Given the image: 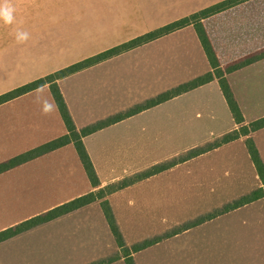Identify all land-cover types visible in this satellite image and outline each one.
<instances>
[{
    "label": "crops",
    "instance_id": "obj_1",
    "mask_svg": "<svg viewBox=\"0 0 264 264\" xmlns=\"http://www.w3.org/2000/svg\"><path fill=\"white\" fill-rule=\"evenodd\" d=\"M59 1L71 0H10L15 8V22L11 25L0 22V96L226 0H72V9L51 7ZM202 25L220 65L226 66L264 49V0H248L240 3L204 19ZM17 30L26 31L29 34L28 39L18 42L16 39ZM233 46H240L243 51L232 53ZM137 49L111 57L58 81V87L77 129H82L91 121L103 119L108 114L123 111L125 103L120 98L124 95L128 82L133 79L129 75L139 74L145 80H154L158 73L176 71V74H181L182 72H178L181 70L179 68L176 70L174 67L187 62L195 68L191 73L192 78L203 76L211 71L192 25L141 45ZM256 49L261 50L255 51ZM137 51H143V56L131 57ZM130 65L133 67H129ZM262 67H264V59L226 76L243 115L244 124H249L250 121L244 117L241 88L236 83L235 77L248 71H260ZM143 75H147V77ZM263 77L261 74H255L251 81L255 85L260 84ZM170 88V86L166 87L165 91ZM197 96H211L216 100V102L205 100L202 102V110L195 112V119H201V127L203 123L211 124L222 113L228 117L227 127L220 132L212 131L211 138H218L238 129L239 126L232 118L218 82L213 80L186 94L165 101L161 105H156L150 110L135 116L132 115L84 137L82 143L94 167L100 187L116 183L125 176L158 162L153 158L150 163L130 170H128V166L124 165L125 161L130 160V154L138 159V163L142 161L145 153H148L146 143H152L155 146L162 140L175 139V144H177L179 140L197 135L192 132L196 127H191L194 125L190 119L193 112L180 111V106L175 110L177 115L167 118L164 122L143 120L148 114L153 116L169 105L175 107L177 102ZM53 100L49 87L43 86L0 105V164L66 135V127L57 108L49 115H43L41 112L44 102L51 103ZM184 112L188 114H184ZM87 113L100 115L97 119L90 121ZM167 128L168 130L163 131ZM191 128L192 130L187 132ZM182 130L184 132L180 135L179 132ZM262 133H264V129L253 133L251 138L253 140L255 138L254 143L264 165V140H260V142L256 140L257 135H262ZM120 140H125L131 148L125 151L129 156L118 161L117 157L111 158L109 153H116L122 158L126 156L122 151ZM243 141L245 143L244 139H239L224 145L216 151L198 156L165 173L163 172V174L160 173L110 195L108 197L109 205L122 237V232L125 230L120 215H126V205L119 210L116 209L119 204H114V202L135 189L159 182L157 186L142 191L139 194L143 196L142 198H134L127 205L131 208L137 206L135 213L138 215L150 216L154 214L151 220L156 218L155 213L159 208L175 207L179 204V198L184 197L185 194H187L186 208L204 205L207 203L205 200L211 197L207 193H213L219 188V185L211 184L212 181L228 177L235 167L239 166L240 157L238 154L236 155L235 147L238 142ZM198 145L193 142L192 146L177 150L171 156L198 148L196 147ZM229 146L230 148H227ZM223 148L229 154L232 152L235 154L225 158L222 168L211 170V173L192 170V165ZM161 151V147L156 146L157 156ZM241 151L243 150L241 149ZM245 153L242 152L241 160L246 162L248 160L254 169L256 186L251 189L253 192L259 189L262 184L247 148ZM184 166H187V170L183 168ZM117 168L120 170L119 173L116 171ZM181 176L188 180L189 185L166 183V179ZM95 190L71 144L1 173L0 232L18 226ZM196 194L199 200L197 206L195 204ZM246 195L245 192L239 193L227 201H223L222 205ZM258 205L264 206V198L230 212L232 214L244 213L246 209ZM95 207L100 209L99 204L93 203L1 242L0 264H32L34 249H37L35 253L40 254L48 251V249H38L39 241L53 242L56 240L58 250L57 248L51 250H55L61 253V257H65V254L59 251V239L62 244L63 238L69 230L66 228L67 224L73 222L80 225L77 228L79 234H91L93 227L89 223H82L78 220L83 213H88L89 209H95ZM132 214L135 216L133 212ZM198 214L195 215L197 219L204 215V212ZM102 215L104 217L103 213ZM193 217L185 220L183 224L195 221ZM104 220L107 224L105 217ZM159 224L162 225L160 232H163L172 227L174 222L169 218L160 217ZM107 227V231L109 230L111 233V240L108 242L111 247L92 248L90 255L89 253L81 254L80 251L81 253L77 254L74 264H92L101 261L111 253L118 252L117 243L108 224ZM47 228L51 229L41 232ZM39 231L41 234L37 235ZM154 231L150 235L145 234L146 239L154 238L153 234H160L159 231L155 229ZM44 233L50 234L51 237L54 236V239H42ZM188 233L189 231L185 232V234ZM157 237L161 236L157 235ZM140 239H136L134 242ZM123 240L126 247L132 246L133 242L127 241L124 237ZM169 240L171 239L166 242ZM160 246L156 243L146 250L143 249L132 254L134 263L140 264L139 256ZM40 248H43V245H40ZM109 264H125V261L123 258H119Z\"/></svg>",
    "mask_w": 264,
    "mask_h": 264
},
{
    "label": "rangeland",
    "instance_id": "obj_2",
    "mask_svg": "<svg viewBox=\"0 0 264 264\" xmlns=\"http://www.w3.org/2000/svg\"><path fill=\"white\" fill-rule=\"evenodd\" d=\"M51 7L60 9H72L73 1H59L55 5H51ZM136 50L138 49L136 48ZM258 50L261 49H256L255 51ZM240 51H243L240 46L232 47V53H237ZM128 52L126 51L124 53ZM137 56H143V51H137V53H135L131 57ZM129 67L133 66L130 65ZM174 68L176 70L179 68L181 71L178 70V72L182 73L176 74V71H171L169 73H158L155 75L154 80H145L139 74L129 75L133 77V79L128 82L126 91L124 95L120 98L121 101L125 103V110L123 109L121 113L131 111L139 106H142L145 102L149 100L155 99L158 96L166 94L167 92H170L198 78H192L193 76L191 75V73L195 68L188 62L181 65L177 64ZM255 74H261L262 76H264V67H262L260 71H248L245 74L238 75L235 77L236 83H238L241 88V101L244 102L243 114L245 119L247 121H250V123L264 117V77L263 80H261L260 84L255 85L251 81V78H253ZM143 76L147 77V75ZM169 86L171 88L165 91V88ZM187 92H185V94ZM183 94L184 93H182L181 95ZM205 100H213L216 102V100L211 96H197L194 98H188L186 100L179 101L177 102L178 104H176L175 107L169 105L156 112L153 116L152 114H148V116L144 117V121L164 122V120H166L167 118L176 116L177 112L175 110H177L180 106V111H187L188 113L193 112L190 115V119L194 123V125H191V127L196 128L193 130L191 128L187 130V132H190L192 130V132L194 134L197 133V135L179 140L177 144H175V139H172L171 141L162 140L160 144H156L155 146H153L152 143H146V149H148V153H145L142 161L138 163V159H135L134 155L130 154V160L125 161L124 165L128 166V170H130L150 163L153 158L157 159L156 161L158 162L148 167L146 166V168H142L138 172L127 175L125 176V178L131 177L137 173L144 172L155 165L165 163L174 159L175 157L185 154L189 150L171 156L177 150H183L186 147L192 146L193 142L199 144L196 147H204L208 144H212L213 142H215V140L220 138H211L210 134L212 133V131L220 132L227 127L228 117H226L224 113L215 118V120H213L211 124L203 123L202 127L201 119H195L194 117L195 112L202 110V102H204ZM154 107L156 106H152L148 109L137 112L134 114V116L144 111L150 110ZM187 112H184V114H186ZM121 113H111L108 114V116H106L105 118H110V116L113 117ZM86 115L91 121V119H97L100 114L87 113ZM100 120L91 121L90 124L88 123V125L82 128L95 124L97 123V121ZM166 130H168V128L163 131ZM183 132L184 131L182 130L179 132V134L181 135L183 134ZM256 140L259 142L260 140H264V133H262V135H257ZM253 141H255V138ZM120 145L124 153L125 151L131 148L129 146V143H127L125 140H120ZM156 146H160L162 149L159 156H157L155 152ZM227 148H230V146ZM235 148L236 155L238 154L240 157L239 166L235 167V169L231 172L228 177H223L212 181L211 184H217L219 185V188L213 193H207L208 195H211V197L205 200L207 201V203L204 205H200L196 208H186L185 204L187 194H185L184 197L181 196V198H179V204H177L175 207H171L170 209L157 208L158 210L155 213L156 218L154 220H151L153 219L154 214L150 216L138 215L137 213H135V210H137V206L135 208H131V206L127 205L128 202L132 201L134 198H142L143 196L139 195L142 191H145L152 186H157L159 182L152 183V185H146L140 189H135L129 192L128 194L122 196L117 202H114V204H119V206H116V209L119 210L124 205H126V215H120L122 225L125 230L123 231L124 233L121 231L124 239L126 238L127 241L133 242L132 246L133 244L135 245L137 243L148 240L146 239L147 236L145 234L150 235L152 232H155L154 229L159 232L162 231V225L159 224L160 217H166L167 219L169 218L171 221L174 222V224L167 230L160 232V234H153L154 238L157 237V235L163 236V234H165L166 232L169 234L170 232H174L180 229L183 225L187 224H183L185 220H188L193 216V220H196V214L204 212V215H201V217H204L213 213L214 211L222 209L224 205L226 206L237 198L222 205L223 201H227L231 197H234L242 192H245L247 194L252 192L251 189L256 186V183L254 181V169L253 167H251L248 160L247 162L241 160L242 152L243 154H246V147L244 141L238 142ZM240 148L243 151H241ZM235 153L232 152L229 154L228 151L223 148L221 151H217L212 155L207 156V158L200 160L196 164L192 165L191 168H193L192 170L195 172L202 171L204 173H211V170H217L222 168L223 161L225 160V158H227L228 155L229 157H231L233 156L232 154ZM109 155L111 156V158L117 157L118 161L126 159L127 156H129V154L125 153L126 156L122 158L121 156L113 152H110ZM114 164L117 165L116 162H114ZM183 168L187 170V166H184ZM116 171L117 173H119V168H117ZM166 171H164V173ZM187 181L188 180H186L183 176L166 179V183L169 184L189 185ZM95 203L99 204V202ZM189 204L191 205L190 199ZM195 204L196 206L199 204L197 194ZM92 208L89 209L90 211H88V213H83L81 218H79L78 220L82 223H89L90 226L93 227V232L91 234H79L77 232V228H79L80 225L75 224L73 222L67 224L66 228L69 230L63 238V245L61 244V239H59V251L65 254V257H61V253H58L55 250H51L52 248H57L58 250L56 240H53V242L39 241L38 249H48V251L46 253L40 254L35 253L37 249H34L32 251V264H74V260H76L78 256L77 254H80L81 252V254L89 253L90 255V250L92 248L104 249L107 247H111L108 244V242L111 240V233L109 230L107 231L108 227L102 215L103 212H101L100 210L101 207L100 209L99 207H95V209ZM132 212L135 216H133ZM50 229L51 228H47L45 230H42L41 232H46ZM188 231L189 233L185 234V232ZM41 232L39 231L37 235H40ZM53 237H51L50 234L44 233V237L42 239ZM167 238L171 240L166 242V240H168ZM136 239L140 240L134 242L136 241ZM150 239H153V237ZM157 244L161 246L158 248H154L151 251L143 253V255L139 256L140 264H264V206L258 205L256 207H250L246 209L244 213L240 212L237 214H232V212H227L220 215L218 214L209 220H206L202 223H198L197 226L195 225L185 230L182 229L176 234L163 238ZM40 245H43V248H40ZM154 245L156 244H153L145 248L144 250ZM61 246L63 247L61 248ZM114 255L115 253H111L109 256L102 258L101 261L107 258H112ZM95 263L96 262L92 264Z\"/></svg>",
    "mask_w": 264,
    "mask_h": 264
},
{
    "label": "trees",
    "instance_id": "obj_3",
    "mask_svg": "<svg viewBox=\"0 0 264 264\" xmlns=\"http://www.w3.org/2000/svg\"><path fill=\"white\" fill-rule=\"evenodd\" d=\"M248 0H226L223 2H220L216 5H213L205 10H202L188 18H184L182 20H179L177 22H174L170 25H167L163 28H160L158 30H155L151 33H148L140 38H137L135 40H132L122 46L116 47L114 49H111L107 52H104L98 56L89 58L83 62H80L78 64L72 65L68 68H65L63 70H60L54 74H51L47 77H44L42 79L36 80L34 82H31L21 88H18L16 90H13L7 94H4L0 96V105L11 101L13 99H16L22 95H25L27 93H30L38 88H41L43 86H48L51 92V95L54 99V102L56 104L57 109L60 113V116L64 122V125L66 127V135L63 137H60L56 140H53L47 144H44L38 148H35L23 155H20L16 158H13L12 160H9L8 162L0 164V174L4 173L8 170H11L17 166H20L26 162H29L35 158H38L42 155H45L47 153H50L54 150H57L63 146L66 145H73L76 153L78 155V158L83 166V169L86 173V176L92 185L94 189H96L93 192H90L82 197H79L73 201H70L60 207H57L53 210L48 211L47 213H44L42 215L36 216L18 226H15L13 228H10L8 230H5L3 232H0V243L3 241H6L17 234L23 233L25 231H28L34 227H37L39 225L48 223L58 217H61L63 215L69 214L71 212H74L78 209H81L83 207H86L90 204H93L95 202H99L101 210L104 214V217L107 221V224L115 238V241L118 246V252L112 257L107 258L105 260L96 262L95 264H109L116 259L123 258L125 261V264H135L132 259V254L139 252L153 244L158 243L161 239L169 237L170 235L178 233L180 230L189 229L190 227H193L197 225L198 223H202L206 220H209L216 215H220L223 213L230 212L232 210L241 208L247 204H250L252 202H255L261 198H264V165L260 159V155L258 153V150L255 146V143L253 139L251 138V135L259 130L264 129V117L256 120L254 122H251L249 124H244V118L243 115L239 109V106L234 98V95L232 93V90L227 82L226 76L238 71L246 66H249L251 64H254L258 61H261L264 59V49L256 52L254 54H251L247 57H244L240 60H237L233 63H230L226 66H221L220 62L216 56V53L213 50V47L210 43V40L206 34V31L202 25V21L206 18H209L213 15H216L220 12H223L227 9H230L236 5H239L240 3H243ZM192 25L194 27V30L198 36V39L200 41V44L202 46V49L206 55V58L208 60V63L210 65L211 71L203 76H200L196 78L195 80L184 84L170 92H167L166 94H163L161 96H158L155 99L149 100L145 102L142 106H139L131 111H128L126 113H121L116 116L110 117L106 120L99 121L95 124H92L88 127L77 129L74 125V122L68 112V108L64 102L63 96L60 92V89L58 87V81L69 77L70 75H73L79 71H82L84 69H87L91 66H94L98 63H101L111 57L117 56L121 53H124L126 51L135 49L141 45H144L146 43H149L151 41H154L160 37H163L165 35H168L170 33H173L175 31H178L186 26ZM213 80H216L218 82V85L220 87V91L226 101V104L230 110V113L232 115L233 120L235 123L239 126L238 129L218 138L213 142L212 144H208L204 147H198L195 149H192L188 152H186L183 155H180L178 157H175L174 159L167 161L165 163L155 165L152 168L141 172L134 174L131 177L124 178L116 183L110 184L108 186L100 187V183L98 180V177L96 175V172L94 170V167L91 163V160L84 148V145L82 143V139L88 135H91L99 130H102L110 125H113L117 123L118 121H121L125 118L131 117L137 112H140L142 110L148 109L152 106L159 105L165 101H168L174 97H177L181 95L182 93H185L187 91H190L192 89H195L197 87L203 86L205 84H208L212 82ZM239 139H244L246 148L248 150L249 156L251 161L253 162L257 175L261 181L262 186L251 192L250 194H247L246 196L240 197L237 200L231 202L230 204H227L222 209L214 211L213 213L206 215L204 217H200L197 220L193 222H189L185 225H183L180 229L170 232L169 234H165L164 236L148 239L146 241L137 243L133 245L132 247L128 248L125 246L123 237L119 231L118 225L116 223V220L114 218V215L112 213L111 207L108 202V197L112 194L118 193L128 187H131L137 183H140L148 178H151L155 175H158L166 170H169L177 165H180L182 163H185L189 160H192L198 156H201L203 154H206L210 151L216 150L224 145H227L229 143H232L234 141H237Z\"/></svg>",
    "mask_w": 264,
    "mask_h": 264
},
{
    "label": "clouds",
    "instance_id": "obj_4",
    "mask_svg": "<svg viewBox=\"0 0 264 264\" xmlns=\"http://www.w3.org/2000/svg\"><path fill=\"white\" fill-rule=\"evenodd\" d=\"M15 8L10 3V0H0V22L11 25L15 22ZM29 34L23 30H17L16 39L18 42H23L28 39ZM58 106L55 105L54 100L49 103L44 102L41 112L43 115H49Z\"/></svg>",
    "mask_w": 264,
    "mask_h": 264
}]
</instances>
